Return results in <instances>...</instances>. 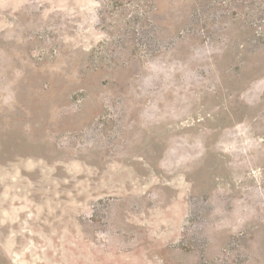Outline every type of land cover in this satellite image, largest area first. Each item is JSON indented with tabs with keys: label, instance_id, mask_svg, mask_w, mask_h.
<instances>
[{
	"label": "rangeland",
	"instance_id": "obj_1",
	"mask_svg": "<svg viewBox=\"0 0 264 264\" xmlns=\"http://www.w3.org/2000/svg\"><path fill=\"white\" fill-rule=\"evenodd\" d=\"M0 264H264V0H0Z\"/></svg>",
	"mask_w": 264,
	"mask_h": 264
}]
</instances>
